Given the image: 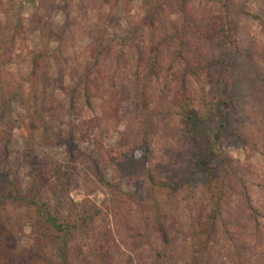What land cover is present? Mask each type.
<instances>
[{"label":"rangeland","instance_id":"obj_1","mask_svg":"<svg viewBox=\"0 0 264 264\" xmlns=\"http://www.w3.org/2000/svg\"><path fill=\"white\" fill-rule=\"evenodd\" d=\"M152 1L120 0L113 9L115 21L121 26L117 28L105 16V0H0V190H9L12 196L22 192L38 199L51 198L57 213L78 226L70 243L68 264H165L168 254L171 264H186L198 247L193 236L196 231L206 242L202 264H239L230 256L235 240L228 230H207L199 224L204 215L196 199L199 196L181 194L176 201L168 199V210L153 205L151 196L155 192L148 186L143 171L147 170L146 164L131 178L118 176L98 153L91 136L74 135L70 126L54 117L63 113L65 122L74 119L77 125L93 121L98 132L104 131V146H116L117 152L123 132L133 146L134 135L142 126H148L151 132L143 130V134L153 144L152 164L161 169L170 156L178 159V148L185 138L178 110H171L170 106L175 91L192 78L182 72L176 78L163 80L158 84L159 94L148 105L138 92L141 89L136 88L135 68L131 70L136 54L132 50L130 20L142 21ZM244 1H249L254 12L264 8V0ZM206 4L207 0H195L197 7ZM49 24L62 35L43 36L46 33L41 30ZM241 26L251 33L253 42L264 45L261 21L244 20ZM242 36H248L243 29ZM143 39L140 44L148 48L157 37L146 35ZM94 66L111 76L117 88L124 84L129 90L130 104L123 113L124 122L118 131L111 129L108 134L101 101L95 100L90 109L76 89L80 74ZM217 79L218 76L196 80L198 92L211 90ZM135 102L141 108L135 109ZM216 154L217 161L231 158L234 166L246 163L250 177L257 176L254 172L260 176L247 177L246 187L239 185L238 195L230 204L237 225L229 230L235 231L250 221L252 210L246 193L252 195L253 206L264 212V146L258 151L236 148L223 139ZM56 162L71 166L70 178L74 181L61 204H57L52 187L44 179L47 169ZM85 207L88 214L98 210L102 213L94 222L83 224L80 213ZM8 212L18 218L26 207L12 201ZM224 216L231 220L229 214ZM34 230L33 225L20 223L12 232L16 250L7 253L5 264H41L43 252L39 251ZM94 255H106L108 262L104 257L95 261ZM48 256L45 264H60L51 252ZM244 259L254 264L252 256Z\"/></svg>","mask_w":264,"mask_h":264},{"label":"trees","instance_id":"obj_2","mask_svg":"<svg viewBox=\"0 0 264 264\" xmlns=\"http://www.w3.org/2000/svg\"><path fill=\"white\" fill-rule=\"evenodd\" d=\"M119 1L105 0L108 9L105 16L117 28L121 26L115 21L113 9ZM248 2L207 0L204 7H197L195 0H153L142 21L130 20L131 36H134L132 50L136 54L135 65L131 70L135 68L136 88L141 89L138 92L143 99H147L148 105L156 99L161 90L158 84L163 80L176 78L182 72L192 78L175 91L174 102L170 106L171 110L174 107L178 110L185 143L178 148V159L174 160L170 156L169 161L165 160L161 169L167 171L162 172L152 164L153 144L143 134V130L151 132L148 126H142L139 133L134 135L133 146L129 144V136L123 132L122 144L117 152L116 146H104V131L98 132L93 121H81L77 125L74 119L65 122L63 113L54 114V117L63 125L70 126L74 135L85 138L91 136L96 141L98 153L104 157L107 165L114 167L118 176L124 178L128 175L131 178L141 165L146 164L147 170L143 171L148 178V186L155 192L151 196L153 205L167 209L166 205H171L168 199L176 201L181 194L199 196L196 199L204 214L199 224L207 230H228L235 240L231 259L239 261V264H250L244 259L250 255L254 264H264V212L253 206L251 194L246 193L252 210L250 221L244 228L229 230L230 226L237 225L233 222L230 204L234 196L238 195L239 185L246 187L248 178L260 176L254 172L257 176L250 177L249 165L246 163L234 166L231 158L217 161L216 154L223 139L236 148L258 151L261 145L264 146V45L253 42L251 33L241 26L244 20L261 21L264 24V8L254 12ZM201 12L203 16L199 17ZM241 29L248 36L240 37ZM42 31V34L46 33L43 36L48 38L62 35L50 24ZM146 35L157 37L155 44L148 48L140 44ZM47 44L45 42L44 45ZM80 75L76 89L85 105L92 109L94 101L100 100L102 119L109 128L107 134L111 129L118 131L124 122L123 113L130 104L129 90L124 84L120 89L117 88L111 82V76H107L100 66L90 67ZM214 76H218V79L212 89L200 94L195 81L213 79ZM134 108H141V105L135 102ZM70 168L63 162H56L46 171L44 179L52 187L57 204L65 202L74 182L70 178ZM12 201L26 207V212L20 213L18 218L8 212ZM57 212L51 198L38 199L22 192L12 196L9 190H0V264H5L8 252L16 250L11 234L20 223L34 226V238L39 251L43 252L41 264H45L50 252L54 261L68 264L70 243L78 226L72 225ZM101 213V210L95 214H88L87 209L82 211V223L94 222ZM226 213L231 216V220H226ZM193 236L198 240V247L186 264H202L206 242L198 231ZM168 256L165 264L172 263ZM98 257H104L105 262H108L106 255H94L95 261Z\"/></svg>","mask_w":264,"mask_h":264}]
</instances>
